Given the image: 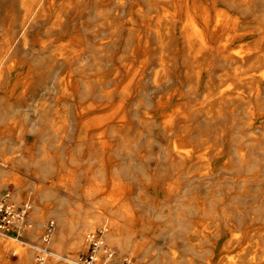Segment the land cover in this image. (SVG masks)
I'll list each match as a JSON object with an SVG mask.
<instances>
[{
    "label": "bare ground",
    "instance_id": "obj_1",
    "mask_svg": "<svg viewBox=\"0 0 264 264\" xmlns=\"http://www.w3.org/2000/svg\"><path fill=\"white\" fill-rule=\"evenodd\" d=\"M171 79L185 82L187 89L167 92V100L196 96L172 108L165 101L156 106L152 95L166 92ZM199 87L203 92L197 96ZM25 109L42 121V136L56 140L41 143L36 158L29 146L26 157L12 164L27 162L34 167L30 175L41 180L39 165H49L51 154L64 147L73 156L67 180L83 187L80 200L106 208L77 220L71 246L85 250L83 234L98 227L108 229L106 244L121 251L129 246L132 254L150 252L147 239L127 237L133 222L127 190L94 197L102 182L116 190L123 186L132 168L154 186L165 181L157 167L171 169L172 179H164L184 190L207 184L217 189L227 182L231 192L219 196L217 189L208 213L264 221V192L248 188L264 175V0H0V136L7 121L19 122ZM256 130L262 138L251 135ZM204 137L211 154H198ZM3 173L0 167V189L12 184L14 201L24 198V188L32 191L30 213L38 226L43 213L37 202L50 193ZM154 212L162 216L161 210ZM55 217L47 264L57 259L60 241L76 223ZM253 234L264 237V225L254 227ZM12 241L0 237V247L14 246ZM252 246H260L259 254L218 264H264V239ZM17 249L18 261L30 264L31 252ZM74 257L64 256L65 264Z\"/></svg>",
    "mask_w": 264,
    "mask_h": 264
},
{
    "label": "rangeland",
    "instance_id": "obj_2",
    "mask_svg": "<svg viewBox=\"0 0 264 264\" xmlns=\"http://www.w3.org/2000/svg\"><path fill=\"white\" fill-rule=\"evenodd\" d=\"M53 1L57 2L58 0ZM157 69L158 68H156V70ZM153 71L154 69L151 70L150 73L152 74ZM151 78L149 79L151 80ZM216 78H213V80L217 81ZM225 79L226 78H223L222 80ZM168 81L167 88L165 89L166 92H160L155 94V96L152 95L156 102V106L165 101L168 102V107L172 108L174 105L185 100L190 101L196 96L189 94L186 97L184 95L185 97L183 96L182 99H179L178 96H174L173 98L175 100H167L165 98L168 94L167 92L174 89H187L184 87L185 82H182L183 85L181 86L178 82L179 80L171 79ZM224 85L226 84H223V86ZM231 86L232 85H228L227 88ZM202 92L203 88L199 87L197 96L201 95ZM19 114L21 115L19 122L18 120L14 123L7 121L5 124L7 132L0 136V145L4 151V157L0 158V167L4 171L2 175L4 177L16 175L22 178L24 182L32 184L34 187L42 186L50 194L48 198L37 202L43 213V217L38 219V226L37 222L33 221L30 213L29 220L33 225L24 238L22 240L13 238L12 243L14 246L0 247V264H12L11 259H18L19 253L13 254L18 250V246L31 252L32 259L30 264H35V252L31 248V245L39 243L40 236L43 232L42 226L47 221H53L56 229V215H62L66 220L70 219L76 222L74 223L75 227L67 231L60 241L57 259L54 258L53 262L50 263L65 264L63 259L64 256L71 252V254L75 256L72 259L74 260L79 254L84 253L86 250L78 246H71V241L76 233L75 231H77L75 229H78L77 220L79 219L81 221V219L90 212L101 214L106 208L99 205V207L92 206L91 208L89 204L90 200H80L78 192L83 187L71 184L67 180L66 169L68 167H73L71 162L73 156L71 152H67L64 147L57 153L51 154L52 156L47 159L49 165H45L46 163H41L39 165L40 172L42 173L40 177L41 180L33 178L32 174V176L30 175L29 171L34 170V167L30 166L27 162L21 165L12 164L13 161L23 160V158L26 157L25 150H27L29 146L35 148L33 149L35 151H32L31 158H36L38 155L37 147L40 146L41 143H51L56 140L54 135L49 137V139L42 136V121L39 120L38 122V120H33L30 110H21ZM251 135L256 139H260L263 133L256 130L254 133H251ZM175 140V137L172 138L173 142H175ZM201 143L202 145L198 148V154H211L209 150H206L210 144L208 138L204 137ZM157 149H155L154 154L156 157L159 155L158 159H156L159 166H162L161 154ZM157 168H154V171L158 172L155 173L165 180L161 184L155 186L154 184L150 185L148 181L146 182V178L141 176L143 173L139 168H132L129 172L130 175L122 180L123 186H120L117 190L114 185L102 182L98 185L96 193H94V197L99 198L106 195H113L115 191H122V189L125 191L127 190L124 197L128 198L130 201L132 208L130 215L133 219V222L129 224L132 228L131 233L128 234L127 237L130 241H143L147 239V241H150L152 244V249L150 248L151 250L147 254H142L140 251H136L135 254H132L130 253L131 249L129 246L121 251L117 247L115 248V245H109L104 242L115 252L113 258L114 263H120L122 260L127 259L133 261L135 264H148L150 261L153 262L152 264H218V261L222 259L235 257L243 260L248 259L254 252L259 254L260 246L253 247L252 241L261 242L264 237L253 234V228L257 225H264V221L252 220L246 217L242 218V220H236L232 217L224 219L222 216L214 217L208 213L212 208V203L217 200V189H219V196L224 190H229L228 193L231 192L229 183L223 181L216 185L217 189H214L213 185L207 184L184 190L181 186L175 188L168 183L173 177L171 169ZM258 177L260 179L257 184L258 186L252 182L248 185V188L250 191L257 189L258 191L264 192V175L259 174ZM140 181L144 182L140 183ZM239 189L238 187V190ZM4 192H9L10 195H12V193L15 192L12 184L8 183L5 188L0 189V196ZM23 194L24 198L15 202H29L31 204L30 198L33 196L32 191L24 188ZM140 200H143V205L140 204ZM246 201L250 202L251 196L246 198ZM147 204L151 206L149 210L147 209L148 211L146 210ZM215 208L216 210L219 209L220 205H216ZM32 209L33 207L31 205V211ZM48 210L52 211L53 215L48 214ZM158 210H161L162 216L155 215L157 212L154 211ZM105 217H109V215ZM228 224L232 225L231 229L227 228ZM214 225H216L215 228L213 227ZM140 226H143V228H138ZM98 229V227H95L94 230L88 231L87 233L95 232ZM123 229H125V227H123ZM207 233L209 236L204 237L203 235ZM83 235L86 238V235ZM5 237H7V239L12 238L10 236ZM230 237H238V240H236V243L229 244L227 242ZM45 247L50 251L49 246L45 244ZM49 258L50 257L46 258L44 264L48 263Z\"/></svg>",
    "mask_w": 264,
    "mask_h": 264
},
{
    "label": "built area",
    "instance_id": "obj_3",
    "mask_svg": "<svg viewBox=\"0 0 264 264\" xmlns=\"http://www.w3.org/2000/svg\"><path fill=\"white\" fill-rule=\"evenodd\" d=\"M31 205L29 202H15L9 192L0 196V237L10 236L16 240H22L31 228L29 214ZM43 232L39 243L31 245L35 252L34 263L44 264L48 256L45 244L49 241L55 229L54 222L49 220L43 224ZM108 229L100 228L86 235V250L78 255L72 264H135L131 260L124 259L120 263H114V250L102 241V236Z\"/></svg>",
    "mask_w": 264,
    "mask_h": 264
},
{
    "label": "crops",
    "instance_id": "obj_4",
    "mask_svg": "<svg viewBox=\"0 0 264 264\" xmlns=\"http://www.w3.org/2000/svg\"><path fill=\"white\" fill-rule=\"evenodd\" d=\"M11 262H12V264H20L17 258L11 259Z\"/></svg>",
    "mask_w": 264,
    "mask_h": 264
}]
</instances>
